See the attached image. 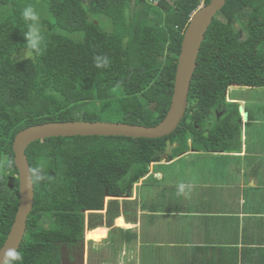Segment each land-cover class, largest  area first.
I'll list each match as a JSON object with an SVG mask.
<instances>
[{
    "label": "trees",
    "instance_id": "obj_1",
    "mask_svg": "<svg viewBox=\"0 0 264 264\" xmlns=\"http://www.w3.org/2000/svg\"><path fill=\"white\" fill-rule=\"evenodd\" d=\"M29 5L41 17L44 51L21 60L27 31L21 12ZM199 5L200 0H161L158 5L147 0H0V248L19 205L16 134L50 121L102 120L99 114L108 111L122 116L114 122H161L170 108L184 32ZM96 14L111 19V31L91 18ZM238 23L248 32L245 39L235 31ZM96 57H107L108 65L96 67ZM197 61L189 106L172 134L156 139L52 137L27 148L31 168L43 163L50 179L34 182L19 264L58 263L53 261L59 258L55 242L83 240L82 208H101L104 195L113 193L115 182L130 170L131 182L139 180L168 141L178 143L174 155L189 138L204 149L235 148L231 144L238 143L242 116L238 103L227 104L225 90L230 83L264 87V0H227L206 32ZM117 89L122 96L114 99ZM94 101L100 106L86 110ZM226 107L212 126L214 138L202 137L193 122H210ZM186 117L191 121L185 123Z\"/></svg>",
    "mask_w": 264,
    "mask_h": 264
},
{
    "label": "crops",
    "instance_id": "obj_2",
    "mask_svg": "<svg viewBox=\"0 0 264 264\" xmlns=\"http://www.w3.org/2000/svg\"><path fill=\"white\" fill-rule=\"evenodd\" d=\"M242 87L234 100L263 116L243 125L241 144L151 164L116 203V225L100 226L103 239L84 236V264H264V101L251 97L264 87Z\"/></svg>",
    "mask_w": 264,
    "mask_h": 264
},
{
    "label": "water",
    "instance_id": "obj_3",
    "mask_svg": "<svg viewBox=\"0 0 264 264\" xmlns=\"http://www.w3.org/2000/svg\"><path fill=\"white\" fill-rule=\"evenodd\" d=\"M227 0H210L196 10L190 19L182 40L181 51L175 74V83L170 108L164 119L154 126H145L124 122L111 121H50L31 125L20 130L13 141L14 161L19 178V205L11 230L0 248V260L8 249L19 250L27 229V221L34 207V182L30 177V163L26 153L27 148L38 140L52 137L73 136H124L129 138L156 139L172 134L185 117L189 106V93L194 73L198 67V55L205 39L206 32L215 16L225 6ZM242 87L240 84H233ZM239 111L244 120L248 113L244 111L242 100ZM175 145L167 142L162 158L166 159L172 153ZM89 228L85 229V237Z\"/></svg>",
    "mask_w": 264,
    "mask_h": 264
},
{
    "label": "flooded vegetation",
    "instance_id": "obj_4",
    "mask_svg": "<svg viewBox=\"0 0 264 264\" xmlns=\"http://www.w3.org/2000/svg\"><path fill=\"white\" fill-rule=\"evenodd\" d=\"M238 24H240V23H238ZM238 24H236L234 26L236 32H238V29H237ZM243 29L246 32V37H247L248 32L246 31V29L244 27H243ZM245 38H240V39H245ZM233 84H235V83H230L226 87V90H225V99H226L227 104L234 102V99H235L233 92H232V94L228 95V93H230V87L232 88ZM246 86L249 87L248 85H246ZM241 88H243V87H241ZM241 88H239V89H241ZM256 89L258 90L259 87H256ZM256 100L258 101L259 99L257 98ZM239 107H240V105H239ZM248 109H249V107L247 105H245L244 111H246L247 113H250ZM94 110H96V109H94ZM226 111H227V107H226L225 111H223L220 114L215 112V114L212 115L210 122H206L205 124H198L197 122H193V124L195 125L196 129L199 130L200 133L204 134V136H202V137H204L207 140L210 138V136L212 138H214V134L212 132V130H213L212 126H213L214 122L222 120V118L225 116ZM87 121H90V120H87ZM94 121H106V120H94ZM190 121H191L190 117L185 118V123H188ZM241 121H242L241 127H243L244 124L250 123V121L252 122L254 120H253V118L250 117V114H248V120L244 121V119L242 117ZM111 122H114V121H111ZM210 133H211V135H210ZM241 136H242V129H241L240 136L236 140L237 142H239L238 144H241ZM172 144L175 145L172 149V153L169 154L166 159L164 158V160H166L167 162L173 161L176 157H185L186 155H189V154H205L207 156H210L211 154H214V152L215 153L233 152V149H228L227 151H224V150L214 149V146L211 149L210 148L204 149L197 142L195 143L192 138H189L187 141V146H183L181 148V150L179 151V153L177 155H174L173 154L174 149L176 147H178V143L176 142V143H172ZM202 145H204V144L202 143ZM234 145H235V143L233 142L231 144V147H234ZM162 154L160 155L159 159L162 158ZM159 159H157L156 161H152V162L148 163L147 171L145 172L146 174L149 173L151 164H153L154 162H158ZM106 172H108V170ZM120 172H121V169H116V173L119 174ZM131 173H132V171H130V174L127 173L128 176H126L124 178H120L119 180H117L115 182L116 183L115 184V191L113 193H107L104 195L101 208H98V209H90L87 207L82 208L81 212L83 214V223L85 224V228H87V225L89 228H90V226L92 228H94V227H100L103 225L110 228L111 226L116 225V220H117L116 216H118L116 211H117V208L120 209L116 203L118 202V200H120V199L122 200L125 197V195H127V196L130 195L133 192V188H134L135 183L138 181L137 180V181L131 182V180H130ZM45 221H48V220L45 219ZM84 236H85V234H84ZM83 240H84V237H83ZM83 240H82V242H77L76 244L55 242V244L58 245L59 258L55 257V259L53 261L56 262V260L59 259L58 263H56V264H84V258L83 257H84L85 241H83ZM105 240H107V238ZM68 247H69V249H68ZM70 248H74L77 251L76 261H74L76 253L74 255H72L71 254L72 250ZM89 250H91L90 246H89Z\"/></svg>",
    "mask_w": 264,
    "mask_h": 264
},
{
    "label": "clouds",
    "instance_id": "obj_5",
    "mask_svg": "<svg viewBox=\"0 0 264 264\" xmlns=\"http://www.w3.org/2000/svg\"><path fill=\"white\" fill-rule=\"evenodd\" d=\"M199 8L200 7H198L196 10H198ZM21 16L25 21L27 31L23 32V35L25 37L24 44L26 48L20 55V59L30 60L34 56L42 55L44 51V36L40 29L41 17L37 10L31 5L25 7L22 10ZM94 59L96 62V67L98 68L106 67L109 62L107 57H96ZM29 172L33 182H43L50 179V177L45 174V166L43 163L38 164L36 167L30 168ZM190 187V185L186 186L184 183H180L178 185L177 195H187L188 191H190ZM22 260L23 256L19 251H17L16 249H8L5 251L4 258L0 260V264H19V262H21Z\"/></svg>",
    "mask_w": 264,
    "mask_h": 264
},
{
    "label": "rangeland",
    "instance_id": "obj_6",
    "mask_svg": "<svg viewBox=\"0 0 264 264\" xmlns=\"http://www.w3.org/2000/svg\"><path fill=\"white\" fill-rule=\"evenodd\" d=\"M199 7V6H198ZM194 13V12H193ZM93 17H91V18H96V19H98V21H99V23H100V27L103 29V30H105V31H111L112 30V27H113V24H112V21H111V19L109 18V17H107V16H105V15H101V14H96V15H92ZM218 17V16H217ZM159 18H155V21H157ZM95 20V19H94ZM151 20H153V17H152V19ZM237 29H238V32H239V36H240V38H245L246 37V32L244 31V29H243V27H242V25L241 24H238L237 25ZM80 34V33H79ZM23 51L24 50H22L18 55H21L22 53H23ZM246 91V89H244V88H241V89H239L238 87H236V86H232V88L230 87V93H228V95L229 94H232V92L234 93V96L236 97L237 95H238V93H240V92H242V93H244ZM261 92V94L259 93V95H255V94H253V93H251V97H256V98H258L259 100H260V102H263L264 101V99H263V94H264V91H260ZM250 93V92H249ZM120 96H122V90L121 89H117L116 91H115V94H114V99H116V98H118V97H120ZM231 96V95H230ZM114 104H116L115 102H114ZM100 106V103H97V102H89L86 106H85V109L87 110V109H89V110H94V109H97L98 107ZM260 109H261V113H262V111H263V109H264V106H261V105H257ZM253 109H249V112H250V117L251 118H253V115H254V113H253ZM255 116V115H254ZM263 115L262 114H259V113H257L256 114V116L255 117H257V118H261ZM99 117L100 118H102V120H106V121H116L118 118H120V117H122V116H120L119 114H116V113H113L112 111H108V112H104V113H100L99 114ZM245 121H247V120H245ZM161 161H163V160H161ZM164 161H166V160H164ZM178 165V163H176L175 165H173L171 168H170V170H174V169H176V168H174V167H176ZM137 167H139V168H144L145 166L144 165H137ZM156 168H158V169H163L164 167L163 166H156ZM131 171V170H130ZM130 171L128 172V173H130ZM126 176H128V175H126ZM128 178V177H127ZM131 180V179H130ZM121 220H123V219H121ZM124 221V220H123ZM47 221H45V223H46ZM120 225V224H119ZM88 226V225H87ZM95 228H98V227H94V228H92V229H95ZM100 230L99 229H95V230H93V231H90V232H92L93 233V236L92 237H88V236H86V238H85V240H88V239H93V240H95L96 242H98L99 241V239H100V232H99ZM104 231V233L106 234V229H104L103 230ZM89 233V232H88ZM88 233H87V235H88ZM93 242H91V244H92ZM95 247L96 248H98V246L97 245H95ZM110 248V247H109ZM68 249H69V247H68ZM79 251V250H78Z\"/></svg>",
    "mask_w": 264,
    "mask_h": 264
},
{
    "label": "built area",
    "instance_id": "obj_7",
    "mask_svg": "<svg viewBox=\"0 0 264 264\" xmlns=\"http://www.w3.org/2000/svg\"><path fill=\"white\" fill-rule=\"evenodd\" d=\"M150 4L152 5H158L160 3L161 0H147ZM202 5H204V0H200V5L199 7H201Z\"/></svg>",
    "mask_w": 264,
    "mask_h": 264
},
{
    "label": "bare ground",
    "instance_id": "obj_8",
    "mask_svg": "<svg viewBox=\"0 0 264 264\" xmlns=\"http://www.w3.org/2000/svg\"><path fill=\"white\" fill-rule=\"evenodd\" d=\"M87 236L88 237H92L93 236V233L92 232H89ZM99 241H101V240L99 239Z\"/></svg>",
    "mask_w": 264,
    "mask_h": 264
}]
</instances>
